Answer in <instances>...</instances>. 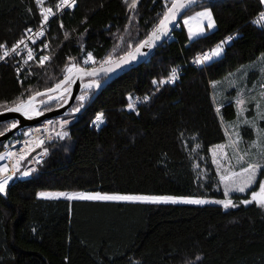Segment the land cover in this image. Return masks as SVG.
Returning a JSON list of instances; mask_svg holds the SVG:
<instances>
[{
  "label": "trees",
  "instance_id": "1",
  "mask_svg": "<svg viewBox=\"0 0 264 264\" xmlns=\"http://www.w3.org/2000/svg\"><path fill=\"white\" fill-rule=\"evenodd\" d=\"M59 1L46 2L56 16L41 40H31L37 56L21 80L16 56L0 64V112L52 90L75 69H97L129 55L159 27L175 0H77L73 9L58 13ZM207 8L214 30L190 38L182 18L136 66L94 86L81 107L74 109L75 101L54 118L74 117L63 135L54 133L30 176L15 174L0 192V264H264V170L254 187L231 194L232 204L225 205L228 197L211 156L227 139L225 123L237 113L232 102L218 108L212 83L261 56L264 65V24L253 23L264 4L199 0L183 17ZM45 17L36 0H0V47L18 46ZM221 42L226 45L218 59L191 64ZM178 66L179 79L162 82ZM137 95L146 102L129 108ZM63 100L41 112L59 108ZM97 113L105 119L100 129L92 125ZM13 124L0 125V135ZM25 131L0 143V153ZM242 131L253 140L252 128ZM39 151L21 161L22 170ZM47 191L62 196L40 197ZM68 193L86 197L69 199Z\"/></svg>",
  "mask_w": 264,
  "mask_h": 264
},
{
  "label": "rangeland",
  "instance_id": "2",
  "mask_svg": "<svg viewBox=\"0 0 264 264\" xmlns=\"http://www.w3.org/2000/svg\"><path fill=\"white\" fill-rule=\"evenodd\" d=\"M183 23L190 38H197L208 32H211L216 28L213 11L208 8L187 14L185 17H183ZM225 45L226 42H221L210 50H206L205 52L199 53L197 57L200 63H205L206 65L208 63H211L215 59H218L222 55L225 49ZM87 62L88 61H86L85 64ZM104 65H109V63ZM77 70L80 69H75L73 71ZM76 75H78V73ZM97 79L98 78L95 77H85L83 78L82 82H100L99 79ZM70 85H74V82L71 81L70 83H68L65 89L68 88V86ZM92 88L93 85H90L80 93L76 100L77 105L74 106V109H78L83 105V103L87 100L89 91H91ZM211 89L215 103L217 105L232 102L235 105L237 112L236 117L233 120L225 123V130L227 132L226 141L222 144L214 146L211 151V156L214 164L216 165L219 178L223 187L225 188L224 192L228 197L225 201H222V203L225 205H229L233 202V200L230 199L229 196L236 192H245L250 190L252 187L255 186L257 180L259 179V175L261 176L260 172L264 170L263 57L261 56L256 62L243 65L238 70L227 75L225 78L212 83ZM69 94L70 92L60 97L64 98V103L67 101ZM39 98L37 99V101H35V103H39L44 100L41 99L40 101ZM250 106L253 108L252 113H249L251 110ZM44 112H46V110ZM73 118L74 117H67V119L52 118L53 120H46V122L48 121V125L51 129L50 140L53 139V135L56 132H59L61 133V135H63V132L65 133L67 131L69 124L71 120H73ZM98 119L101 120V116ZM244 127L252 128L254 133L253 140L245 138L242 131ZM39 149L40 151L37 152L33 158L25 162L26 167L23 170L21 169L20 162L21 170H19L21 176L23 174L26 176H30L32 171L35 170L40 164L41 160L46 157V154L48 152L47 148H45V150H42L41 148ZM2 158L3 156L0 155V160ZM11 180L12 178H9L4 182H0V192L3 193L5 191L7 185L10 183ZM83 195L84 194L82 193H68L64 196L69 199H74L81 198ZM259 195L260 197L262 196L261 199L259 198L261 204H264V187L259 190ZM60 196H62L61 193L52 191H47L40 194V197L43 198H55ZM113 197L128 199L136 198L125 196ZM153 201L200 203L199 200L194 198H154ZM208 202L220 203L221 201L209 200Z\"/></svg>",
  "mask_w": 264,
  "mask_h": 264
},
{
  "label": "water",
  "instance_id": "3",
  "mask_svg": "<svg viewBox=\"0 0 264 264\" xmlns=\"http://www.w3.org/2000/svg\"><path fill=\"white\" fill-rule=\"evenodd\" d=\"M197 1L199 0H175L162 19L159 27L137 49L121 60L97 69H80L72 71L58 86L52 90L41 92L18 106L0 112V125L14 122L7 132L0 135V143H6L13 135L26 127H30L44 120L52 119L65 114L75 103L80 93L85 90L84 88L87 84H94V86L104 85L116 78L118 75L136 66V64L146 58L156 47H158L170 36L173 30L178 27L179 21ZM77 73L78 75H76ZM85 77H106V79L101 83L94 81L82 82ZM71 81L74 82V85H70L65 89L66 85H68ZM69 92V97L62 106L47 112H41V109L44 106L56 101L58 98ZM45 96L48 97L46 100L35 103L39 97ZM33 104H36L37 108H33ZM26 177L27 176L23 174L21 179L24 180ZM84 197H86L85 194L81 198ZM114 199L120 198L117 197ZM136 199L154 200V198L139 199L137 197L132 200Z\"/></svg>",
  "mask_w": 264,
  "mask_h": 264
},
{
  "label": "built area",
  "instance_id": "4",
  "mask_svg": "<svg viewBox=\"0 0 264 264\" xmlns=\"http://www.w3.org/2000/svg\"><path fill=\"white\" fill-rule=\"evenodd\" d=\"M46 2L47 0H36L40 13L46 15L40 29L34 32H30L29 38L23 40L18 46L14 47L13 49L8 48L7 46L0 47V64L13 56H16L17 59H19L17 68V76L19 80H21L23 72L25 68H27L28 62L35 60L37 56L36 54H34V48L30 44L31 40H34L35 37L41 40L45 36V30L47 29L49 20L52 17L56 16L54 11L46 6ZM76 3L77 0H60L58 4V13L73 9ZM253 23L255 25L264 24V10H262L253 19ZM35 41L36 40L33 41V45L35 44ZM227 41H231V38H227ZM47 46L48 43L46 42L45 47ZM24 53L27 56L21 59V56ZM191 64L200 66L204 63H200L198 57L196 56L191 59ZM182 71V66L175 67L171 71L169 76L162 80V82L166 81L170 84L175 83L182 74ZM91 85H93L94 87V84ZM89 86L90 85L87 84L84 89ZM146 100L147 99L145 96L137 95L131 100L129 108H135L139 104L145 103ZM96 116L92 122V125H94L96 129H100L105 124V119L101 113H97ZM100 116L101 120L98 119ZM49 120L51 119H48V121ZM48 121L46 122L45 120L42 123H37L30 127H26L24 138L9 142L5 145L3 151L0 153V155L3 156V158L0 160V182H4L5 180L12 178L15 174L20 172V162L29 157L36 149L41 148L42 150H45L47 144L51 141V129L48 125ZM114 198L115 197H112L111 199ZM120 199L122 200L123 198Z\"/></svg>",
  "mask_w": 264,
  "mask_h": 264
},
{
  "label": "bare ground",
  "instance_id": "5",
  "mask_svg": "<svg viewBox=\"0 0 264 264\" xmlns=\"http://www.w3.org/2000/svg\"><path fill=\"white\" fill-rule=\"evenodd\" d=\"M38 28H39V27H38ZM36 30H37V29H36ZM28 34H29V33H28ZM22 40H23V39H22ZM24 40H25V39H24ZM34 40H35V39H34ZM38 40H39V39H38ZM21 42H22V41H21ZM33 48H34V47H33ZM35 50H36V49H35ZM36 51H37V50H36ZM24 56H25V55H24ZM14 57H15V56H14ZM14 57H12V58H14ZM29 62H30V61H29ZM29 62H28V63H29ZM28 67H29V66H28ZM24 73H25V72H24ZM24 73H23V74H24ZM32 107H33V108H37V105H36V104H33ZM86 194H87V193H86Z\"/></svg>",
  "mask_w": 264,
  "mask_h": 264
},
{
  "label": "crops",
  "instance_id": "6",
  "mask_svg": "<svg viewBox=\"0 0 264 264\" xmlns=\"http://www.w3.org/2000/svg\"><path fill=\"white\" fill-rule=\"evenodd\" d=\"M218 107H220L221 105H217Z\"/></svg>",
  "mask_w": 264,
  "mask_h": 264
}]
</instances>
